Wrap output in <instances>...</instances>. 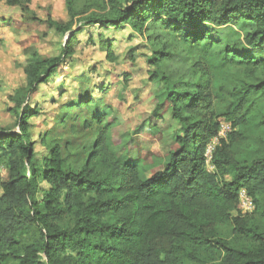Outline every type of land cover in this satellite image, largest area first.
Masks as SVG:
<instances>
[{"label":"trees","instance_id":"obj_1","mask_svg":"<svg viewBox=\"0 0 264 264\" xmlns=\"http://www.w3.org/2000/svg\"><path fill=\"white\" fill-rule=\"evenodd\" d=\"M65 2L68 21L47 20L65 39L50 57L30 55L9 96L14 127L0 125V264H264V0H101L85 12ZM227 26L238 31L230 41L218 33ZM126 28L150 45L158 103L180 124L166 166L143 177L137 160H120L100 114L84 125L96 129L81 164L44 140L37 158L33 96L75 61L83 35L115 61L107 32ZM92 90L75 104L94 100ZM222 117L234 130L209 172L206 146ZM242 188L255 204L245 216Z\"/></svg>","mask_w":264,"mask_h":264},{"label":"rangeland","instance_id":"obj_2","mask_svg":"<svg viewBox=\"0 0 264 264\" xmlns=\"http://www.w3.org/2000/svg\"><path fill=\"white\" fill-rule=\"evenodd\" d=\"M60 1L29 0L30 9L28 0L19 6L0 0V18L14 19L13 26L6 27L5 31L13 34L16 41V46L0 57V89L5 86L13 93L14 88L23 82L26 56L35 50L43 56H50L56 44L65 39L56 36L46 20L41 19L47 15L54 19L65 17L63 4L59 8ZM73 2L75 10L85 12L96 10L101 0ZM97 30L90 29L95 32V38ZM111 33L116 38L115 61L106 58L100 43H89L88 37L83 35L75 61L64 65L59 76L42 85L39 93L33 96V104L41 106V113L32 118L36 157L40 159L47 153L42 144L44 140L46 144H60L69 162L81 164L86 158L81 147L92 138L96 129L95 123L92 130L84 125L100 114L109 124L111 150L120 160H137L143 177H146L166 166L178 146L180 124L171 117L168 104H161V98L158 103V92L150 80L151 69L147 62L151 49L145 38H131L130 28L107 32V35ZM218 33L219 37L230 41L238 31L227 26L218 28ZM88 88H93L92 97L96 102L91 100L84 106L75 104L77 93L80 90L84 93ZM7 95L0 92V124L13 128L15 118L7 111L13 103ZM224 229L230 230L231 223H226ZM26 239L32 241L34 236L29 235ZM6 264L18 263L10 261Z\"/></svg>","mask_w":264,"mask_h":264},{"label":"built area","instance_id":"obj_3","mask_svg":"<svg viewBox=\"0 0 264 264\" xmlns=\"http://www.w3.org/2000/svg\"><path fill=\"white\" fill-rule=\"evenodd\" d=\"M220 128L218 134L207 144L205 151V164L206 169L209 172L215 171V164L213 162L214 153L216 151L217 146L222 141H227L230 137V134L234 130V126L231 121L222 117L219 119ZM239 213L241 215H247L254 211L255 204L252 197L249 195L248 191L244 188L239 191Z\"/></svg>","mask_w":264,"mask_h":264},{"label":"crops","instance_id":"obj_4","mask_svg":"<svg viewBox=\"0 0 264 264\" xmlns=\"http://www.w3.org/2000/svg\"><path fill=\"white\" fill-rule=\"evenodd\" d=\"M21 1V3L24 1V0H20ZM6 2H7V0H6ZM30 2H32V0H30ZM29 2V3H30ZM61 3H60V5H59V8L61 9V5L63 4V9L65 10V12H66V16L65 17H61V18H56L55 20H58V21H61V22H66V21H68V19H69V15H68V12H67V7H66V2H65V0H61L60 1ZM29 3H28V6H29ZM8 4V3H7ZM9 5V4H8ZM16 6H19V5H16ZM30 9H31V3H30ZM54 13H55V11H54ZM33 14V13H32ZM48 15L47 16H45V17H42L41 19L43 20V21H45L46 20V22H47V20H48ZM54 19V18H53ZM13 20L14 19H8V18H0V57L2 56V54H5L6 53V51H9L10 50V48L11 47H13V46H16V41H15V38L13 37V34L12 35H9V34H7L6 33V31H5V28L6 27H9V26H13ZM48 24V23H47ZM48 27H50L49 25H48ZM54 30V29H53ZM54 34H55V31H54ZM57 47L58 46H56V48L55 49H53V51H52V53H51V55L50 56H52V55H54L55 53H56V51H57ZM54 50H55V52H54ZM36 52H38L37 50H35ZM34 51V52H35ZM39 53V52H38ZM14 54H15V52H14ZM31 55V54H30ZM30 55H27L26 56V58H25V64L23 65V82L22 83H20L17 87H15L14 88V91L18 88V87H20L24 82H25V79H26V75H25V71H24V69H25V66H26V64L28 63V61H29V59H30ZM39 55H40V57H42V58H46V57H50V56H43L41 53H39ZM2 59H0V61H1ZM13 60H16V57H15V59H13ZM0 77H1V75H0ZM4 88H2V89H0V92L1 93H5V94H8L7 96L9 97L10 95H12L13 93H14V91H13V93H10L11 91H9V90H7V89H5V86H3ZM12 106H8L7 107V111L9 110V112H10V108H11ZM15 118V117H14ZM15 122V121H14ZM1 125V124H0ZM5 127H10V126H5ZM141 165V164H140ZM146 166V165H145ZM153 174V173H152ZM151 174V175H152ZM150 176V175H149Z\"/></svg>","mask_w":264,"mask_h":264}]
</instances>
